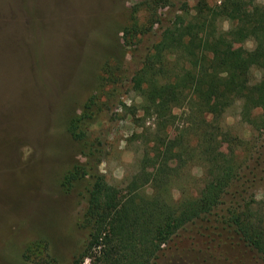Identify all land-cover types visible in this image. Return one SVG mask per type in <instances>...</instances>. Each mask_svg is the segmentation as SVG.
<instances>
[{
	"label": "rangeland",
	"instance_id": "rangeland-1",
	"mask_svg": "<svg viewBox=\"0 0 264 264\" xmlns=\"http://www.w3.org/2000/svg\"><path fill=\"white\" fill-rule=\"evenodd\" d=\"M35 1L28 0L26 6L36 10V20L25 17L6 26L12 38L0 33V264H35V259L47 256L69 264L81 249L85 241L78 225L86 206L83 182L67 184L65 177L84 158L67 131L69 120L96 92L102 76L112 82L105 91L115 87L121 102L138 107L141 98L129 90L137 57L159 41L161 25L169 24L177 36L185 38L188 17L179 8L186 3L192 14L201 0H167L169 5L157 9L159 24L145 35L128 38L126 44L121 30L129 25L134 6L149 0ZM204 1L209 6L221 2ZM257 3L264 5V0ZM251 14V9H245L237 21L246 24ZM150 18L142 9L137 20L144 24ZM230 26L226 21L220 27L226 31ZM231 50L255 55L251 81L257 83L264 72V51L251 40L235 43ZM154 62V67L159 66L156 58ZM102 100H108L107 106L90 131L104 142L99 170L115 185L137 173L143 136L154 129L153 119L144 118L140 110L133 117L124 107L108 105L109 96ZM239 112L237 102L222 116L223 135L216 145L227 158L230 139L240 143L235 151L243 166L240 182L221 209L180 221L153 264H264V255L248 246L226 218L230 203L259 201L264 190V125L241 121ZM182 171L189 189L198 184V167ZM180 184L173 187L175 199L181 196ZM35 244L38 250L28 256Z\"/></svg>",
	"mask_w": 264,
	"mask_h": 264
},
{
	"label": "trees",
	"instance_id": "trees-1",
	"mask_svg": "<svg viewBox=\"0 0 264 264\" xmlns=\"http://www.w3.org/2000/svg\"><path fill=\"white\" fill-rule=\"evenodd\" d=\"M27 1L0 0L1 35L12 38L6 26L16 25L20 18L37 19L36 10L27 8ZM257 1L221 0L219 5L209 6L201 0L192 14L183 3L179 10L188 17L186 37L177 36L169 24L161 25L159 41L137 57L129 90L141 98L140 105L121 102L115 87L105 91L112 82L102 76L96 92L70 118L67 131L84 162L66 175L65 183L83 182L86 206L78 224L85 241L69 264H153L180 221L221 209L230 190L236 189L243 170L235 153L240 143L230 139L227 158L216 144L223 135L220 120L237 102L241 121L254 127L257 121L264 125V72L252 83L255 55L231 50L233 44L251 40L264 51V5ZM160 5L169 4L167 0H149L134 6L129 25L121 30L125 44L128 38L145 35L159 24L156 12ZM248 8L251 21L238 22V15ZM142 9L151 18L139 24ZM226 21L231 26L223 31L220 26ZM154 58L159 66H153ZM108 96V105L124 107L133 117L140 110L144 118L153 119L154 126L143 136L137 173L115 185L99 170L104 142L90 131L107 106L108 100L102 98ZM193 167L200 169L201 176L189 189L182 170ZM177 182H181V196L175 199L172 191ZM226 210L229 225L237 228L248 246L264 255V190L261 200L233 201ZM38 248V244L29 247L28 256ZM34 262L59 264L51 256Z\"/></svg>",
	"mask_w": 264,
	"mask_h": 264
}]
</instances>
